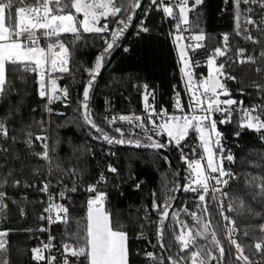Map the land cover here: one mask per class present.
Listing matches in <instances>:
<instances>
[{
  "label": "snow or ice",
  "instance_id": "1",
  "mask_svg": "<svg viewBox=\"0 0 264 264\" xmlns=\"http://www.w3.org/2000/svg\"><path fill=\"white\" fill-rule=\"evenodd\" d=\"M223 3L226 13L233 18V31L222 33L220 46L208 51L205 43L207 35L198 25V8L203 6L204 0H147L146 3L145 0H0V104L9 102L4 115L0 116V221L7 217L9 211V189H36L37 194L47 196L46 207L38 214V220L49 227L41 226L38 231L48 232V241L31 249L35 264H56L57 256L45 255V252L56 250L54 241L57 237L50 231L52 225L64 226L60 234V248L63 250L60 264H132V235L137 239H146L144 229L153 224L157 239L154 247H159L161 254L157 256L154 251L145 252L149 264H228L229 260L232 264H264V223L255 226L258 235H250L247 228L243 231L242 238L254 241L252 256L259 259H253L245 254V245L241 238H237L235 219L225 214L226 210L232 213L237 209L234 202L230 201L227 206L224 203V198L228 196L224 189L230 187V180L236 179L235 173L225 168V161L235 163V157L230 149H225V133L218 127L230 124L234 113H238V126L254 131L264 142V103L244 107L243 101L234 99L228 87L229 81L236 80L228 70L232 63L264 62V0H223ZM138 10L140 16H137ZM153 12L162 13V23L168 22L172 26L167 35L172 38L176 51L187 105L182 101L177 85H173V94L168 102L172 114L166 107L158 109L155 89L150 90L149 84L144 83L134 85L138 90H144V116H97L92 108L95 82L106 58L114 48L123 47L122 41L130 25L135 27L137 38L149 33L151 29L146 21ZM190 13H195V27ZM185 33L188 35L185 36ZM85 34L98 37L103 46L94 56L91 67L85 69L89 78L83 82L82 94L78 95L73 106L69 87H60L58 81L66 74L72 75V61L78 44L87 45ZM237 37L245 42V46L235 45V59L228 62L232 40ZM184 40L189 43H184ZM248 45L252 46V54L247 51ZM257 49L258 55L255 54ZM123 51L127 53L130 49L123 47ZM198 51L206 52L204 63L207 75L197 74L201 61L193 60L190 53ZM222 58L225 62H220ZM256 71L259 73L261 69L257 67ZM17 78L26 87L29 79L32 81L28 91L34 92L38 99V106L31 110L32 113L42 106L39 121L32 119L30 124H25L21 116L19 132L23 139L14 134L22 101H17L15 105L10 102L13 94L23 98V94L16 90ZM254 87L258 93L264 94V85L255 84ZM240 91L243 93V89ZM58 103L65 108L71 107L74 113L59 127L75 124L86 128L88 136L106 145H124L129 151L137 152L151 150L165 162L168 157L162 156L161 150H177L180 160L186 165L185 182L171 189L165 185L162 201L160 195L152 190L150 205H142L136 209L135 217L122 220L123 212H117L115 206L108 207L109 193L100 187L108 184L107 174L120 176L118 168L107 163L106 172L100 171L94 182L85 184L88 169L79 167L78 160L73 162L79 149L71 140L68 141L71 155L66 159L58 155L62 141L59 136L53 141L48 134L51 117L65 115L64 112H54L53 106ZM104 105L107 112L111 101L105 98ZM45 114L48 120L43 119ZM217 116L220 118L217 119ZM118 122H124L128 127L117 126ZM105 126L111 128V132ZM36 128L38 133L34 131ZM234 135L239 137L241 133L236 131ZM193 139L198 144L191 147L193 156L190 158L185 154V148ZM36 142H39L40 151L35 150ZM18 144L23 147L17 149ZM85 151L95 158L92 149ZM106 155L115 156L116 153L109 151ZM66 179L70 181V187L65 183ZM127 179L132 181L135 190L142 188L143 182L133 175L131 169ZM247 183L255 193L252 198L259 199L264 206V175L253 176ZM57 188L58 192H54ZM178 188L195 196V207L200 210V215L197 211L190 212L187 207L170 212L175 199L171 193ZM81 191L86 193L84 215L75 218L72 216L76 210L72 195ZM57 196L67 203L56 202ZM207 197L211 199V207L206 202ZM12 203L17 204L21 216L25 215L19 201L13 200ZM243 204L240 200L238 206ZM213 212L225 221L222 226L211 223ZM181 213L191 217L194 222L192 227L181 218ZM153 215L157 217L155 221ZM169 216L172 222L166 225ZM255 216L261 217L262 214L257 212ZM73 224L75 231L71 230ZM218 229L224 232L226 244L219 238ZM9 231L0 229V253L8 252L6 237ZM166 235L169 238L165 241ZM202 240L208 243H199ZM165 249L169 250L167 255H164ZM172 249L176 252L173 253ZM136 255H139L138 251ZM2 264H11V260L5 256Z\"/></svg>",
  "mask_w": 264,
  "mask_h": 264
},
{
  "label": "trees",
  "instance_id": "2",
  "mask_svg": "<svg viewBox=\"0 0 264 264\" xmlns=\"http://www.w3.org/2000/svg\"><path fill=\"white\" fill-rule=\"evenodd\" d=\"M146 2L147 0H145ZM223 7V0H204L203 6L198 8L200 13L198 25L207 35L205 43L208 51L220 46L222 33H232L233 31V18L226 13V10H223ZM137 16H140V12ZM162 18V13H150L146 25L151 31L143 34L142 38H137L135 36V27L133 26L128 36L122 41L123 47H128L130 51L125 53L123 47H117L108 58L106 68L95 84L92 108L97 116L142 111V94L144 90L142 88L138 90L134 87L137 84L147 83L154 88H158L162 92L161 104H165L169 108H172L171 104L168 103L173 94L172 86L177 85V90H180L182 94V101L186 103L187 96L182 91L183 83L180 80L176 51L172 45V38L167 35L172 26L168 22L162 23ZM192 20L195 27V13H192ZM85 36L87 45L84 43L78 44V51L72 61V75L66 74L59 80L60 87H69L73 106H75L78 95L82 94L83 82L89 78L85 69L91 67L94 56L103 46L98 37L94 38L91 34H85ZM232 45V50L228 53V62L235 59V45L244 47L245 42L237 37L232 40ZM247 51L250 54L253 53L251 45L247 46ZM203 52L206 54L205 51ZM255 54H259V49L256 50ZM220 62H225V60L222 58ZM257 67L261 69L259 73L256 71ZM228 70L231 75L236 77L235 81L228 82V87L232 91L233 97L238 100L242 99L251 106L264 103V99H262L264 94L258 93L254 87L255 84L264 85V62L259 64L245 63L243 65L232 63ZM204 71L207 73L206 68H204ZM31 85V79H29L26 87L17 78L16 90L23 94V98L13 94L10 100L12 105H15L17 101H22L23 104L21 113L15 121L17 132L14 134L18 139H23L22 134L19 132L21 116L25 124H30L32 119L39 121L42 118V106L35 113L31 111L38 106V99L35 93L28 91ZM241 89H243V93L240 91ZM105 98L111 101L107 112L104 105ZM8 106L9 102L0 104V116L4 115ZM53 107L54 112H64L65 115L63 117H57L56 115L51 117V139L54 141L57 136L60 137L62 143L58 147V155L63 159L71 155L69 140L79 149L73 162L75 163L78 160L79 167H87L88 172L86 173L85 184L94 182L98 178L100 171L106 172L107 163H112L113 166L118 168L120 176L115 177L106 173L108 184H102L100 187L109 193L108 199L110 203L108 207L112 208L115 206L117 212H123L122 220L126 221L129 216L135 217L137 214L136 209L142 205H150L149 194L152 190H155L160 195V200L162 201L165 185L168 189L173 187L168 163L155 156L151 150L137 152L114 145H106L103 141L95 140L88 136L86 128L82 129L75 124L59 127L65 124L66 120L73 117L74 113L71 107L65 108L64 105L59 103ZM43 119H47L46 114ZM238 125L239 120L236 119L232 124L219 126V130L225 133L224 146L226 149H230L235 157V163L229 164L227 162L228 168L236 176V179L230 180V187L226 188L228 192L227 201L234 202L237 205L233 217L239 230L238 238H241V242L245 245V253L253 259H259L258 256H252L254 249L251 248V245L254 241L251 238H242V236L245 228L249 230L250 235H258L255 231V226L259 223H264V206L261 205L259 199L254 200L252 198L255 193L247 183L253 176L264 175V142L258 139V135L254 131L244 130ZM11 126L12 124L10 123ZM117 126L121 125L118 124ZM105 127L107 131L111 132V128ZM34 131L38 133L39 129L36 128ZM236 131H240L241 135L239 137L234 135ZM197 144L198 141L194 139L189 141V147L187 148L190 152V157L193 156L190 150L191 147H195ZM22 147L23 145H17V149ZM87 148L93 150L95 158L86 153L85 149ZM35 150L40 151L38 143ZM108 151L115 152L116 155H106ZM170 151L181 169L182 180L185 182L183 167L175 154V150L170 149ZM0 162H2V158H0ZM129 169L132 170L133 175L138 177L140 182H143L140 190H135L132 181L127 179ZM29 179L33 178L29 177ZM36 182L39 183V181ZM65 183H68L69 187L71 186L69 180L66 179ZM7 194L11 198L8 201L9 211L7 217L0 221V229H10L9 235L6 237L8 252L0 253V264H2L5 256L11 260V264H35L32 260L31 249L42 237H45L44 233L38 231L43 226V222L38 220V214L41 212L42 206L41 203H34L40 201L41 194H37L36 189L26 190L23 187L19 190L9 189ZM22 197H26V199H22ZM13 200L19 201V207L25 209V215H20L17 204L12 203ZM72 200L76 206L72 216L75 218L83 216L86 193L81 191L79 194H73ZM240 200L244 202L242 207L238 206ZM206 202L209 203L210 207L212 206L210 197L206 198ZM195 204V196L192 193L182 191L173 210L187 207L190 212L197 211L198 215H200V210L195 207ZM257 212H260L262 216L256 217L255 213ZM181 218L187 221L190 227L194 225L190 216L181 213ZM152 219L155 221L157 217L153 215ZM210 219L213 226H222L224 224L218 213L213 212ZM171 222L170 216L169 223ZM53 228L52 235L57 237L55 240L56 246L60 247V234L63 232L64 226L57 227L54 225ZM26 229H32V231L29 232ZM71 230L75 231V224H73ZM146 232H148L153 241H157L155 224L147 225L144 229V233ZM218 232L219 238L226 244L224 232L220 229H218ZM130 235L132 234L130 233ZM168 238L166 235V240ZM130 243L133 251L132 264H149L148 259L144 255L145 252L149 251L147 240L137 239L135 235H132ZM199 243L206 245L208 241L202 240ZM137 251L139 255H136ZM172 252L175 253L176 249H172ZM61 254L58 253L56 255V262L58 263H60L59 257ZM228 264H232V261L229 260Z\"/></svg>",
  "mask_w": 264,
  "mask_h": 264
},
{
  "label": "built area",
  "instance_id": "3",
  "mask_svg": "<svg viewBox=\"0 0 264 264\" xmlns=\"http://www.w3.org/2000/svg\"><path fill=\"white\" fill-rule=\"evenodd\" d=\"M223 10L225 11V5H224V7H223ZM189 15H190V20L193 21V20H192V13H190ZM253 34L256 35L255 32H254ZM184 35L187 36L188 33H185ZM183 42H184V43H189L188 40H184ZM190 55L192 56L193 60H200V61H201V64H200L199 68L197 69V74H198V75H207V73H205V71H204V68H206V64L204 63L205 58H206V54H205L203 51H198V53H195V54H194V53H190ZM206 69H207V68H206ZM149 86H150V90H151V89H155L157 108L159 109L160 106L166 107V108H168L169 113L172 114V108H169L167 105H165V104H161V102H160L162 92H161L158 88H154V87L151 86V85H149ZM233 98L236 99V100H238V99L235 98V97H233ZM240 100H242V99H240ZM238 101H239V100H238ZM242 101H243V106H244V107H251V105L247 104L244 100H242ZM149 102L151 103V98H150V101H149ZM185 105H187V101H186ZM185 110L187 111V108H186ZM129 114H135V115H139V116H144V115H145L143 109H142V111H140V112L128 113V114H125V115H129ZM106 115H108L109 118H111V116H112L113 114H106ZM118 115H119V114H118ZM219 118H220V117L217 116V119H219ZM262 118H264V117H262ZM48 119H49V117L47 116V119H46V120H48ZM236 119L239 120V114H238V113H234L233 121H232L230 124H232ZM118 124L121 125V126H124V127H126V128L128 127V125H127L126 123H124V122H118ZM118 124H117V125H118ZM219 126H220V125H218V127H219ZM48 134H49L50 137H51V131H50ZM37 143H38V145H39V142H37ZM224 147H225V146H224ZM225 149H226V147H225ZM174 150H175V149H174ZM108 152H109V151H108ZM175 154H176V156H177V158H178L180 164H181L182 167H183V174H184V179H185V176H186V172H185L186 165L184 164L183 161L180 160V154H179V152H178L177 150H175ZM185 154L188 155V156L190 157V152H189V150H188L187 147L185 148ZM190 158H191V157H190ZM53 183H54V180H53ZM54 184H55V183H54ZM226 188H227V187H226ZM226 188L224 189V191H227ZM58 190H59L58 188H57V189H54V192H58ZM227 197H228V196H226V197L224 198L225 206H227V204L229 203V202L227 201ZM40 201L43 202V203H41L42 210H43V208L46 207L47 196L41 194ZM56 202H64V203H67L66 201H60L59 198H58V196H57V201H56ZM42 210H41V212H42ZM233 213H234V212L229 213L227 210H226V212H225L226 215H231L232 218L234 219V217H233ZM221 218H222V217H221ZM222 220H223V219H222ZM223 222L225 223V221H223ZM53 226H54V225H52L51 228H50L51 233H52V228H53ZM43 227L48 228L49 226H48L45 222H43ZM42 233L45 234V237H42V238L38 241V243H37L33 248H35V247L41 245L42 242L46 243V242L48 241V235H49V233H48V232H42ZM145 234H146L145 236L147 237V238H146L147 243H148V245H149V251H154V252L157 254V256H159V255L161 254V249H160V248H157V247H154V245H157V241H153V240L151 239V237L149 236L148 232H146ZM238 234H239V230H238V232H237V234H236V235H237V238H238ZM149 240H150V242H149ZM54 244H55V246L57 245V244L55 243V241H54ZM62 251H63V250H62L60 247H57V246H56V250H53V251H50V252H45V255H53V256H56L58 253H62ZM149 251H148V252H149ZM56 264H60V263L56 262Z\"/></svg>",
  "mask_w": 264,
  "mask_h": 264
},
{
  "label": "water",
  "instance_id": "4",
  "mask_svg": "<svg viewBox=\"0 0 264 264\" xmlns=\"http://www.w3.org/2000/svg\"><path fill=\"white\" fill-rule=\"evenodd\" d=\"M139 13V10L137 11V15ZM133 28V25H130L129 26V30H128V33L126 34V37L128 36L129 32L131 31V29ZM116 48H114L111 52V54L114 52ZM110 54V56H111ZM109 56V57H110ZM106 58V61H105V66L103 67V69L101 70V73L98 75L97 79H96V82L95 84L98 82V80L100 79V77L102 76L105 68H106V63H107V60L108 58ZM114 146H118V147H121V148H127V146H124V145H114ZM161 155L162 156H167L168 157V160H167V163L169 165V169H170V174H171V177H172V182H173V186L176 185V186H179L182 184L183 180H182V173H181V169L178 167L176 161L174 160L173 156H172V152L170 151V149H163L161 150ZM183 190L181 188H178L177 191L171 193L175 199L173 200V209L175 208L176 206V203L178 202L179 200V197H180V194ZM173 209H170V212L173 210ZM169 221H170V216L169 218L165 221V224H169ZM165 241H166V236H165ZM169 250L168 249H165L164 250V255H167V252ZM172 251V250H171Z\"/></svg>",
  "mask_w": 264,
  "mask_h": 264
},
{
  "label": "rangeland",
  "instance_id": "5",
  "mask_svg": "<svg viewBox=\"0 0 264 264\" xmlns=\"http://www.w3.org/2000/svg\"><path fill=\"white\" fill-rule=\"evenodd\" d=\"M231 153H232V152H231ZM225 154H227V153H225ZM225 168H226V169H229L228 166H227V161H225ZM245 254H246V253H245Z\"/></svg>",
  "mask_w": 264,
  "mask_h": 264
},
{
  "label": "crops",
  "instance_id": "6",
  "mask_svg": "<svg viewBox=\"0 0 264 264\" xmlns=\"http://www.w3.org/2000/svg\"><path fill=\"white\" fill-rule=\"evenodd\" d=\"M58 83H59V81H58Z\"/></svg>",
  "mask_w": 264,
  "mask_h": 264
},
{
  "label": "bare ground",
  "instance_id": "7",
  "mask_svg": "<svg viewBox=\"0 0 264 264\" xmlns=\"http://www.w3.org/2000/svg\"><path fill=\"white\" fill-rule=\"evenodd\" d=\"M54 229V228H53Z\"/></svg>",
  "mask_w": 264,
  "mask_h": 264
}]
</instances>
